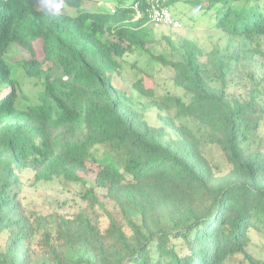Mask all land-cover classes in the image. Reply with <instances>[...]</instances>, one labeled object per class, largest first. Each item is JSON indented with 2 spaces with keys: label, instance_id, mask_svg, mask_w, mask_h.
<instances>
[{
  "label": "trees",
  "instance_id": "1",
  "mask_svg": "<svg viewBox=\"0 0 264 264\" xmlns=\"http://www.w3.org/2000/svg\"><path fill=\"white\" fill-rule=\"evenodd\" d=\"M89 2L0 0V264H264L248 251L253 232L264 237V75H256L264 0L194 1L214 10L225 43L205 50L166 36L163 54L145 40L150 2L120 0L114 12L89 10ZM135 51L170 68L184 92L171 100L174 118L157 116L160 126L147 120L157 104L138 109L112 83ZM133 87L155 95L143 78ZM183 121L208 130L228 173L217 175ZM253 135L257 146L246 149ZM25 172L34 184L92 183L83 197L107 214L108 227L87 212H28Z\"/></svg>",
  "mask_w": 264,
  "mask_h": 264
},
{
  "label": "rangeland",
  "instance_id": "2",
  "mask_svg": "<svg viewBox=\"0 0 264 264\" xmlns=\"http://www.w3.org/2000/svg\"><path fill=\"white\" fill-rule=\"evenodd\" d=\"M120 0H90V2L84 3V6L89 10H109V6L117 7ZM122 1V0H121ZM127 5H130L133 0H125ZM196 0H168L169 7L174 18L178 19L181 23L179 28H171L165 26H156L148 24L147 28L150 30V34L145 38L147 46L154 48L155 53H167L168 45L164 38L166 36H173L174 39L185 38L195 41L205 50H210L214 45L220 42L224 44L226 39L225 35H222L219 30L214 26L215 13L211 11H200L199 8L191 3ZM203 1L202 5H206L207 0ZM97 8V9H92ZM109 40H116L113 37H107ZM24 58L23 54L18 51L16 54V60ZM123 64V72L121 74L114 73L112 78L113 85L126 93L131 97L135 107L141 109L153 102L158 106L149 110L147 114V120L152 126H160L161 122L157 116L160 114L163 116L175 117L176 107L171 100L177 97H184L182 89L177 88L174 85V72L156 62L146 52L135 51L126 54L121 60ZM256 75L262 77L264 75V62L259 59L257 64ZM143 78L146 88L154 90L153 96H141L135 89L134 83ZM262 106L264 108V98L262 99ZM177 122H179L177 120ZM191 127L196 134L201 138L206 157L217 166V175L222 176L231 170V166L227 163V160L219 147L210 144L207 135L208 130L205 127L200 126L194 122H185ZM259 133L264 135V120L261 124ZM168 136L175 137V133L168 129ZM260 136L253 135L252 143L246 142L245 148L254 150ZM102 151L98 150V158L102 157ZM33 175L30 172L22 174V189L20 193V199L30 213H38L48 215L51 213H59L65 216L73 217L79 212H87L97 221L100 229L104 231L109 224V219L106 213L98 206L93 207L87 199H84L83 195L86 189L92 186V183H88L85 187L66 183L64 181L55 180L53 182L44 183L40 182L34 184L32 181ZM97 196L106 209L118 216L117 208L114 203L107 198L106 191L102 189H96ZM3 243V238H0V245ZM249 253L258 260L264 261V237L258 233H252V243L248 249ZM226 264H243L241 258H235Z\"/></svg>",
  "mask_w": 264,
  "mask_h": 264
},
{
  "label": "built area",
  "instance_id": "3",
  "mask_svg": "<svg viewBox=\"0 0 264 264\" xmlns=\"http://www.w3.org/2000/svg\"><path fill=\"white\" fill-rule=\"evenodd\" d=\"M150 2L148 10V22L156 26H165L171 28L181 27L178 19L174 18L170 8L166 5L168 0H147ZM138 17H142V12L138 6H135Z\"/></svg>",
  "mask_w": 264,
  "mask_h": 264
},
{
  "label": "clouds",
  "instance_id": "4",
  "mask_svg": "<svg viewBox=\"0 0 264 264\" xmlns=\"http://www.w3.org/2000/svg\"><path fill=\"white\" fill-rule=\"evenodd\" d=\"M167 2H168V1H167ZM108 8H109V10H112V11L114 12L115 7H113V6L111 5V6H109ZM169 8H170V7H169ZM134 9H135V7H134ZM135 11H136V10H135ZM141 12H142V11H141ZM136 13H137V11H136ZM142 15H143V12H142ZM139 18H141V17H138V14H137V19H139ZM137 19H136V20H137ZM148 24H151V23L148 22ZM148 24H147V25H148Z\"/></svg>",
  "mask_w": 264,
  "mask_h": 264
}]
</instances>
